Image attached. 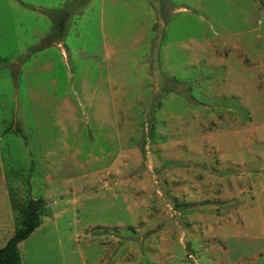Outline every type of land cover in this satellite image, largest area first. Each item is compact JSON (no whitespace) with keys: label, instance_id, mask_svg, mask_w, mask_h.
Listing matches in <instances>:
<instances>
[{"label":"rangeland","instance_id":"374dc122","mask_svg":"<svg viewBox=\"0 0 264 264\" xmlns=\"http://www.w3.org/2000/svg\"><path fill=\"white\" fill-rule=\"evenodd\" d=\"M69 1L0 0L2 233L8 195L44 201L23 264H264V0H88L46 44L31 8Z\"/></svg>","mask_w":264,"mask_h":264},{"label":"trees","instance_id":"16d2710c","mask_svg":"<svg viewBox=\"0 0 264 264\" xmlns=\"http://www.w3.org/2000/svg\"><path fill=\"white\" fill-rule=\"evenodd\" d=\"M88 0H70L61 9L42 10L31 8L49 18L51 21V29L43 38L46 44L58 43L64 37L66 30V22L78 10L87 3ZM34 50L28 52L29 55ZM28 57L25 54L17 63L20 64ZM10 131L18 137L22 138L21 131L15 125ZM10 208L15 214L14 228L11 236L7 239L4 246L0 248V264H20L17 252V244L25 240L41 223L39 212L44 206L41 198L32 199L28 197L25 201H16L12 195H8Z\"/></svg>","mask_w":264,"mask_h":264},{"label":"crops","instance_id":"0c3cea01","mask_svg":"<svg viewBox=\"0 0 264 264\" xmlns=\"http://www.w3.org/2000/svg\"><path fill=\"white\" fill-rule=\"evenodd\" d=\"M13 216H11L12 218ZM43 221H41V224L23 241L17 244V252L19 255L20 264H23L22 258L20 257V250L19 247L25 241L29 243L28 241H31L33 237L37 236H43L38 234V232L43 231ZM3 225H0V248L4 246L7 239L11 236L13 232V224L9 227L8 231H5V233H2ZM48 248V249H47ZM50 250H53V253H48ZM48 253V254H47ZM103 261L99 260L95 264H102ZM25 264H87L85 261H83L81 249L78 247H72L69 250L68 254H65L62 251L61 244L56 243L54 245L46 244L45 241L37 242L32 245H30V249L26 250L25 252Z\"/></svg>","mask_w":264,"mask_h":264}]
</instances>
